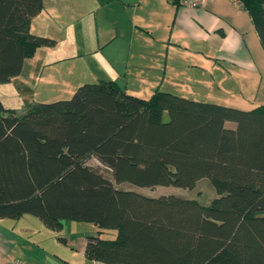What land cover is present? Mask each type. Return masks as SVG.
Instances as JSON below:
<instances>
[{
  "label": "trees",
  "instance_id": "obj_1",
  "mask_svg": "<svg viewBox=\"0 0 264 264\" xmlns=\"http://www.w3.org/2000/svg\"><path fill=\"white\" fill-rule=\"evenodd\" d=\"M237 1L264 48V0ZM42 8L0 0V83L56 43L30 31ZM202 178L217 194L207 205L118 187L192 190ZM23 214L54 231L64 220L93 223L84 254L104 264H264V104L241 109L159 89L143 98L112 79L23 113L0 98V218ZM110 228L116 236L102 238Z\"/></svg>",
  "mask_w": 264,
  "mask_h": 264
},
{
  "label": "rangeland",
  "instance_id": "obj_2",
  "mask_svg": "<svg viewBox=\"0 0 264 264\" xmlns=\"http://www.w3.org/2000/svg\"><path fill=\"white\" fill-rule=\"evenodd\" d=\"M165 2L166 0H139L133 6L125 4L120 7L115 1L108 3L106 0H90L87 3L86 0H63L54 5L56 12L51 21L43 25V22L35 18V31H32L34 34L41 31L56 43L38 47L32 56L25 59L19 75L0 83V98L4 106L14 108L17 113H23L35 102L48 103L70 98L79 85L109 77L115 79L129 93L143 98H148L158 87L161 91H169L193 100L218 101L199 93V85H185L180 75L170 81L165 79L155 86L140 83L141 80L135 78L142 74L146 76L144 74L149 73L147 67L155 62L160 48L168 45L170 25L169 20L167 21L169 14ZM133 12L136 13L133 19L138 26L136 33L132 35L129 31L131 26L128 15ZM154 19L164 21V24L155 30V37L143 28V25H150L147 23ZM123 27L126 29L124 35ZM160 36L167 37L164 45ZM172 47L169 57L171 63L178 67L184 66L188 59L177 47ZM139 67L140 71L136 70ZM200 73L201 71L197 72ZM227 126L234 127V123L227 122ZM87 164L99 168L112 180L110 170L102 166L97 159L90 158ZM118 187L150 196L173 194L182 198H194L202 205L209 204L217 196L207 178L198 180L192 190L172 186H156L150 189L129 183H121ZM5 220L13 223L11 219ZM69 222L72 224L71 230ZM32 225L26 221H21L15 227L6 224L4 231L9 233L14 244L13 251L7 257H0L1 264H50V261L46 260L50 252H69L57 246H66L58 237L72 238L78 245L87 234L96 233L97 230L91 222L76 220H64L63 228L59 231L44 226L43 231L37 232ZM21 228L28 230L22 231ZM116 233V229L110 228L100 235L102 238H114ZM71 264H75L74 259Z\"/></svg>",
  "mask_w": 264,
  "mask_h": 264
},
{
  "label": "crops",
  "instance_id": "obj_3",
  "mask_svg": "<svg viewBox=\"0 0 264 264\" xmlns=\"http://www.w3.org/2000/svg\"><path fill=\"white\" fill-rule=\"evenodd\" d=\"M61 1L63 0H43V8L31 19L30 31L33 34L35 31V27L33 28L34 19L36 18L37 21L43 22V25H47L46 22L51 21L56 12L54 5ZM89 1L86 0L87 3ZM106 1L108 3L115 1L120 7H123L125 4L133 6L139 0ZM165 7L169 14L167 21L169 20L168 24L170 25L168 45H164L167 37L161 38L160 36L164 48H160L155 62L147 67L149 73L144 74L146 76L142 74L135 77L141 80L140 83L155 86L165 79L170 81L180 75L184 79L185 85L189 83H191L189 85H199V93L218 100L216 103L228 104L241 109H252L264 104V48L251 17L237 0H213L197 8L184 7L171 0H166ZM133 16H136V13L128 15L129 26H131L129 31L132 35L136 33L135 30L138 26ZM149 22L147 24L150 25L145 27L143 25V28L155 37V30H158L164 21L159 22L154 19ZM126 29L123 27V35ZM115 33L118 36V32L115 31ZM35 34L46 36L41 31H37ZM172 46L177 47L188 59L184 66L178 67L171 63L169 57ZM136 70L140 71V67ZM199 71L202 74H197ZM107 79H111V77ZM126 91L129 93L128 90ZM130 94L138 96L135 93ZM5 219L0 218V257H7L13 251L14 241L9 233L4 231L6 224L15 227L21 221H26L33 224L32 228L37 229V232L44 229L41 219L31 214H23L18 219H11L13 223ZM68 226L71 230V222L68 223ZM20 230L27 231L28 229L21 228ZM86 236L84 239H82L83 236L81 237L82 240L78 245L74 239L64 237L62 242L65 243V248L58 244L57 246L64 250L67 249L69 252L61 250L60 255L56 251L50 252L46 260L50 261V264H71L73 259L75 264H104L90 260L85 256ZM56 250L59 251V249ZM2 264L4 263L2 262Z\"/></svg>",
  "mask_w": 264,
  "mask_h": 264
},
{
  "label": "built area",
  "instance_id": "obj_4",
  "mask_svg": "<svg viewBox=\"0 0 264 264\" xmlns=\"http://www.w3.org/2000/svg\"><path fill=\"white\" fill-rule=\"evenodd\" d=\"M177 1L181 6L188 8H197L213 0H177ZM17 264H22V263H17Z\"/></svg>",
  "mask_w": 264,
  "mask_h": 264
}]
</instances>
